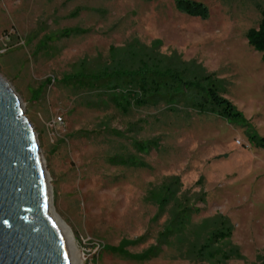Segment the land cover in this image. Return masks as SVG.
I'll return each instance as SVG.
<instances>
[{
	"label": "rangeland",
	"instance_id": "374dc122",
	"mask_svg": "<svg viewBox=\"0 0 264 264\" xmlns=\"http://www.w3.org/2000/svg\"><path fill=\"white\" fill-rule=\"evenodd\" d=\"M0 0V76L36 134L53 214L80 264H264V64L246 41L262 0ZM142 48L221 82L241 118L183 101L118 110L73 84ZM140 147H143V151ZM182 224H181V223ZM230 238L202 253L215 229ZM203 254V255H202Z\"/></svg>",
	"mask_w": 264,
	"mask_h": 264
},
{
	"label": "water",
	"instance_id": "95a60500",
	"mask_svg": "<svg viewBox=\"0 0 264 264\" xmlns=\"http://www.w3.org/2000/svg\"><path fill=\"white\" fill-rule=\"evenodd\" d=\"M34 129L0 76V264H70Z\"/></svg>",
	"mask_w": 264,
	"mask_h": 264
},
{
	"label": "trees",
	"instance_id": "16d2710c",
	"mask_svg": "<svg viewBox=\"0 0 264 264\" xmlns=\"http://www.w3.org/2000/svg\"><path fill=\"white\" fill-rule=\"evenodd\" d=\"M178 12L189 17L205 20L208 9L201 3L189 0H173ZM264 4V0H262ZM248 46L261 57L264 64V7L255 28L246 32ZM192 63L177 61L165 64L162 59L142 48L128 47L110 51V63L86 81L74 80L73 84L88 90L101 89L114 106L123 113L131 107L156 105L160 101H183L199 114H212L222 119L241 118L236 108L221 94V82L213 75L203 74ZM257 146L264 139L254 140ZM143 151V147H140ZM181 223V222H180ZM182 224V223H181ZM230 230L215 229L202 247V253L210 259L220 255V250L211 251V245L230 238ZM203 255V254H202Z\"/></svg>",
	"mask_w": 264,
	"mask_h": 264
},
{
	"label": "bare ground",
	"instance_id": "6f19581e",
	"mask_svg": "<svg viewBox=\"0 0 264 264\" xmlns=\"http://www.w3.org/2000/svg\"><path fill=\"white\" fill-rule=\"evenodd\" d=\"M46 176V182L48 185V178H47V174ZM49 189V187H48ZM50 192V190H49ZM51 198V197H50ZM51 216L52 219L56 225V227L58 228V230L60 231V233L62 234L63 240L65 242V245L67 247V251H68V255H69V259H70V264H80L79 258L77 256V249L76 246L74 244V238L71 235L69 228L63 224L54 214L52 211V206H51Z\"/></svg>",
	"mask_w": 264,
	"mask_h": 264
}]
</instances>
